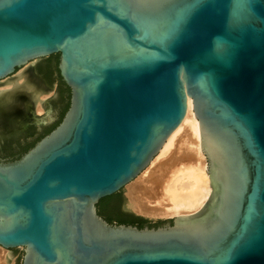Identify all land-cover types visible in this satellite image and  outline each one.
Masks as SVG:
<instances>
[{"label": "water", "instance_id": "95a60500", "mask_svg": "<svg viewBox=\"0 0 264 264\" xmlns=\"http://www.w3.org/2000/svg\"><path fill=\"white\" fill-rule=\"evenodd\" d=\"M55 55L70 106L0 161V246L21 264H264V0H0V81ZM189 99L208 209L108 222L100 201L146 171Z\"/></svg>", "mask_w": 264, "mask_h": 264}, {"label": "bare ground", "instance_id": "6f19581e", "mask_svg": "<svg viewBox=\"0 0 264 264\" xmlns=\"http://www.w3.org/2000/svg\"><path fill=\"white\" fill-rule=\"evenodd\" d=\"M39 79L33 71L24 69L14 80H3L0 88V132L24 129L42 121L33 113V109L42 112L47 95L43 93V82ZM204 155L201 127L193 101L189 99L183 122L146 171L127 185L126 208L150 218L175 219L200 214L213 194ZM9 259V253L0 246V264H13Z\"/></svg>", "mask_w": 264, "mask_h": 264}, {"label": "trees", "instance_id": "16d2710c", "mask_svg": "<svg viewBox=\"0 0 264 264\" xmlns=\"http://www.w3.org/2000/svg\"><path fill=\"white\" fill-rule=\"evenodd\" d=\"M58 62L59 57L58 55H55L48 58L47 61L41 63L38 66L39 72L43 74L49 82H54L56 80L55 76L57 74V80L60 83V87L59 100L55 104L56 107H59L61 110L58 122L50 127L43 129V131L36 136L35 140H33L32 142L25 143V145H22V140L34 137L36 135L35 128L27 129V131H24V133H21L19 135L17 134V136H11L5 141V143H3V146L0 148V159H19L39 140H41L44 136H46L53 129H55L63 119L65 113L67 112L70 106L71 93L69 87H67V85L62 81L59 75ZM15 144L17 145L16 148H14ZM124 199L125 198L122 192L103 198L98 205L100 215L103 216L110 223L136 225L139 228H143L145 226H161V223L152 224L147 219L136 216L132 213L125 212L123 210Z\"/></svg>", "mask_w": 264, "mask_h": 264}, {"label": "rangeland", "instance_id": "374dc122", "mask_svg": "<svg viewBox=\"0 0 264 264\" xmlns=\"http://www.w3.org/2000/svg\"><path fill=\"white\" fill-rule=\"evenodd\" d=\"M47 60L48 59H42V60H37V61L31 62L28 65H26L25 67H23L21 69H18L17 73L14 76H12V77H10L8 79H13L14 80L18 76V74L24 69H30L39 78L41 76L43 77V75L39 72L38 66L41 63H43V62H45ZM55 78H56V80L54 82L47 81V83L51 87V89H49V87L46 86L45 81H43V79L40 78L41 79L40 82L41 83L43 82L41 84V89H42L43 93H45L47 95H45L46 98H44L45 102H43L44 104H43L42 112H37L36 109H33V113L36 114V115H39L41 117V119H42V122L41 123L30 124V126L28 125L29 127L27 126L28 128H26V129L24 128L23 130L22 129H14V130H21V131L11 132V131H14V130H10L8 133L0 132V148L3 146V143H5V141L7 139H9L11 136H14V135L17 136V134L19 135L21 133H24V131H27V129L35 128L36 135L34 137L28 138L26 140L23 139L22 140V145H25V143H28V142H32L33 140H35L36 136L43 131V129H45L47 127H50V126H52V125H54L55 123L58 122V120L60 118V111H59L60 108L56 107L55 103L59 100L60 83L57 80V74H56ZM8 79H5L4 81H7ZM2 83H4V82L0 81V88L3 87L1 85ZM47 90H49V91H47ZM48 103H50L51 108L49 107L50 105ZM50 109H51V111H50ZM48 111L51 112L49 115L47 114ZM16 147H17V145L15 144L14 148H16ZM205 159H206V157H205ZM6 160H8V159H0V161H6ZM206 161H207V159H206ZM207 173H208V171H207ZM127 191H128V187L126 186V188L122 191V193L124 195V198H125L124 199V203H123V208H124V206L128 205V199H127L128 196H126ZM207 205L208 206L206 207V210L209 207V204H207ZM138 215H140V214H138ZM139 217L147 219L152 224L161 223V226H165V225H168V224L172 223V221L174 219V217H172V218H150V217L143 216V215H141ZM6 251L10 255V259H9L10 262H13V264H21L22 263V258H23V255H24V249H22V248L13 249V250H7L6 249Z\"/></svg>", "mask_w": 264, "mask_h": 264}, {"label": "flooded vegetation", "instance_id": "af4514ba", "mask_svg": "<svg viewBox=\"0 0 264 264\" xmlns=\"http://www.w3.org/2000/svg\"><path fill=\"white\" fill-rule=\"evenodd\" d=\"M42 75H43V74H42ZM41 79H43V81H45L46 85H47L48 87H50V86L48 85V83H47L48 80L45 78L44 75H43V77L41 76ZM59 111H60V113H61V110H60V109H59ZM29 126H30V125H29ZM29 126H28V127H29ZM28 127H26V128H28ZM26 128H25V129H26ZM22 130H23V129H22ZM15 131H21V130H14V131H11V132H15ZM11 132H10V133H11Z\"/></svg>", "mask_w": 264, "mask_h": 264}]
</instances>
